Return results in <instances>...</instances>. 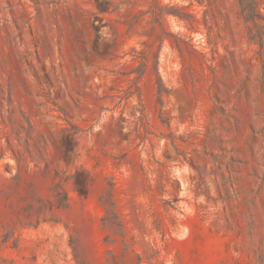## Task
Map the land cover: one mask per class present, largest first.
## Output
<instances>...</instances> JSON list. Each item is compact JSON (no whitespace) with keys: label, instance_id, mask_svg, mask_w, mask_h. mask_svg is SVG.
I'll return each mask as SVG.
<instances>
[{"label":"rangeland","instance_id":"obj_1","mask_svg":"<svg viewBox=\"0 0 264 264\" xmlns=\"http://www.w3.org/2000/svg\"><path fill=\"white\" fill-rule=\"evenodd\" d=\"M0 264H264V0H0Z\"/></svg>","mask_w":264,"mask_h":264},{"label":"trees","instance_id":"obj_2","mask_svg":"<svg viewBox=\"0 0 264 264\" xmlns=\"http://www.w3.org/2000/svg\"><path fill=\"white\" fill-rule=\"evenodd\" d=\"M81 185H82V187H83V189H84V193L86 194L87 191H88V186H87V184L84 183V184H81Z\"/></svg>","mask_w":264,"mask_h":264}]
</instances>
